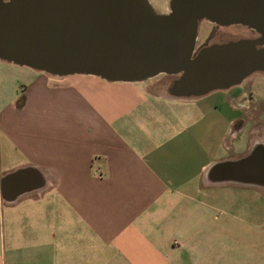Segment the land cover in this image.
I'll list each match as a JSON object with an SVG mask.
<instances>
[{"label": "crops", "instance_id": "1", "mask_svg": "<svg viewBox=\"0 0 264 264\" xmlns=\"http://www.w3.org/2000/svg\"><path fill=\"white\" fill-rule=\"evenodd\" d=\"M46 76L0 105V264H262L224 233L242 224L264 246V98ZM260 145L258 181L249 160L245 182L207 175Z\"/></svg>", "mask_w": 264, "mask_h": 264}, {"label": "water", "instance_id": "2", "mask_svg": "<svg viewBox=\"0 0 264 264\" xmlns=\"http://www.w3.org/2000/svg\"><path fill=\"white\" fill-rule=\"evenodd\" d=\"M201 20L241 25L257 36L195 51ZM0 60L50 76L107 82L164 74L175 77L170 94L198 98L264 72V0H170L167 13L149 0H0ZM257 149L261 145L245 159L212 165L207 175L220 172L219 182H245L241 167L249 160L258 181ZM233 163L238 166L231 173Z\"/></svg>", "mask_w": 264, "mask_h": 264}, {"label": "rangeland", "instance_id": "3", "mask_svg": "<svg viewBox=\"0 0 264 264\" xmlns=\"http://www.w3.org/2000/svg\"><path fill=\"white\" fill-rule=\"evenodd\" d=\"M169 1L170 0H149L151 5L158 13H167ZM254 36L256 35L252 31L250 32L246 27H243L241 25L220 26L211 24L206 20H201L198 26L196 48L200 49L201 47L212 43H223L227 42L228 40L252 38ZM37 73L40 72L25 66H18L0 60V105L1 102L6 101H12V105H16V103L25 96L23 88L30 84V82L33 80V75ZM46 77L50 80L59 79L58 76L47 75ZM72 77L74 78V76H64V79L69 78L71 80L73 79ZM263 77L264 76H260L258 74L252 75L241 85V88L250 85V90L253 92V97L257 102H260L264 98ZM174 78V76L160 74L156 78L147 79V81H151L149 83L156 82L155 86L159 91L163 89V86H166L165 90L168 93L169 87ZM238 89H240V87H238ZM83 91L87 92L85 89ZM229 91L231 90L229 89L223 93L211 94L218 97H225ZM99 105L101 106L100 103ZM222 115L223 117L225 116L224 111H222ZM230 128L231 127H229L228 130H230ZM248 129L249 126H246L244 131H242V134H240L239 137L233 141V145L235 147L243 148L245 146L246 139L248 137ZM62 136L64 135L62 134ZM230 230L232 232H227L224 234H226L227 236H231V238L237 242V245H235L236 247L232 249L234 250L233 254H235L237 258H240L241 256L246 257L247 253L251 254L254 259L260 258L262 256L264 257V246L260 245V239H258L255 233L246 231L244 229V225L242 224L232 225ZM262 264H264V260Z\"/></svg>", "mask_w": 264, "mask_h": 264}, {"label": "flooded vegetation", "instance_id": "4", "mask_svg": "<svg viewBox=\"0 0 264 264\" xmlns=\"http://www.w3.org/2000/svg\"><path fill=\"white\" fill-rule=\"evenodd\" d=\"M208 22V21H207ZM210 23V22H209ZM211 24H214V23H211ZM214 25H216V24H214ZM199 26V25H198ZM250 32L252 31V30H249ZM253 32V31H252ZM254 33V32H253ZM255 34V33H254ZM256 35V34H255ZM257 36V35H256ZM256 36H254V37H256ZM254 37H252V38H254ZM198 49L196 48V45H195V51H197ZM255 74H258V75H260V76H264V72H256V73H254V74H252V75H255ZM251 75V76H252ZM250 76V77H251ZM249 77V78H250ZM249 78H247V79H249ZM264 78V77H263ZM246 80V79H245ZM244 80V81H245ZM243 81V82H244ZM242 82V83H243ZM242 83L240 84V85H238V86H234L235 88H238V87H240V90H239V94L237 95V101H238V103H242L243 101H245L246 99H252V98H254L253 97V92L250 90L251 89V87H250V85L249 86H245V87H243V88H241V85H242ZM234 87H232V88H234ZM230 89V88H229ZM240 123H242V120L241 121H238V122H236L235 124H234V126L235 127H238L239 126V124Z\"/></svg>", "mask_w": 264, "mask_h": 264}, {"label": "bare ground", "instance_id": "5", "mask_svg": "<svg viewBox=\"0 0 264 264\" xmlns=\"http://www.w3.org/2000/svg\"><path fill=\"white\" fill-rule=\"evenodd\" d=\"M249 30V29H248Z\"/></svg>", "mask_w": 264, "mask_h": 264}]
</instances>
